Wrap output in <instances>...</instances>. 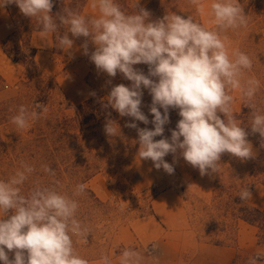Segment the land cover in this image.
Returning <instances> with one entry per match:
<instances>
[{
	"label": "clouds",
	"instance_id": "obj_1",
	"mask_svg": "<svg viewBox=\"0 0 264 264\" xmlns=\"http://www.w3.org/2000/svg\"><path fill=\"white\" fill-rule=\"evenodd\" d=\"M190 3L198 13L205 11L202 0ZM7 4H15L24 16L35 18L41 38L63 28V35L56 39L57 47L65 52L73 48L75 38H85L83 54L98 73L110 78L119 73L130 81L127 86H111L98 102L105 110L110 108L120 117L132 118L125 126L137 132V155L140 160L152 161L155 169L174 174L179 152L203 176L218 171L225 153L241 161L254 158L250 134L258 133L264 147V113L256 103L260 81L245 78L252 60L239 49L230 54L227 36L221 37V33L246 27L249 22L239 0H211L209 14L214 18L215 30H209L191 15L172 13L152 20L140 0H135L131 13L124 11L117 0H92L91 7L98 9L99 16L91 19L68 8L63 14H53L54 0H4L2 6ZM89 43L94 46L91 52ZM140 64L148 66L147 74L135 67ZM107 83L111 84V80ZM145 89L151 96V120L142 111ZM237 90L250 109L249 127L237 120L233 110L234 97L230 93ZM90 95L95 97L96 93ZM170 109L178 110L180 119L167 137L164 132L170 123ZM45 112L47 108L41 103H35L31 110L22 105L12 122L23 130ZM110 117L111 112H107L103 130L110 137L119 136L120 127ZM137 122L151 123L153 127H139ZM169 154H173V163L165 160ZM43 170L55 176L49 166ZM34 171L23 164L8 180H0V262L89 264L77 254L73 240L86 239L87 229L76 218L79 204L75 199L86 186L77 184L69 196L61 193L59 181L53 180L47 186L37 182L27 195L22 194L21 186ZM250 196L248 188L240 193L241 200ZM102 259L104 264H110L108 256ZM142 260L143 256L131 248L119 255V264H141ZM249 264H264V253L250 258Z\"/></svg>",
	"mask_w": 264,
	"mask_h": 264
},
{
	"label": "rangeland",
	"instance_id": "obj_2",
	"mask_svg": "<svg viewBox=\"0 0 264 264\" xmlns=\"http://www.w3.org/2000/svg\"><path fill=\"white\" fill-rule=\"evenodd\" d=\"M1 1L4 3V0ZM128 3L130 8L124 11L131 13L135 0H128ZM202 3L205 11L198 13L190 0H140V6L151 13L152 20L172 13L185 17L191 15L209 30H215L214 18L209 14L211 0H202ZM91 4L92 0H87L85 16L90 19L98 17ZM4 6L11 22L8 36L10 48L19 47L22 55L26 51L24 38L31 31H39L40 26L35 18L24 16L15 4ZM243 7L249 17L247 26L229 29L221 33V37L227 36L226 45L230 54L239 49L251 58L253 66L245 70V78L260 81L256 103L264 113V0H250ZM69 38H72L70 33ZM84 39L75 38L74 42L81 46ZM93 50L94 46L89 43V52ZM80 59L64 54L53 55L45 67L39 66L38 70L24 65V62L28 63L24 56L22 64L7 61L0 72L7 84L4 89L0 84V180H8L23 164H28L35 171L21 186L22 194L27 195L37 182L47 186L56 180L59 181L58 190L71 196L75 186L83 183L85 192L75 197L79 204L76 218L86 227L87 234L86 239L73 237V240L77 254L87 259L89 264H104L102 257L105 255L112 264L126 249L122 244L123 231L136 218L151 214L156 197L171 189L176 190L184 200L186 227L196 233L200 242L214 241L236 246L238 226L232 198L248 188L252 203L260 204L264 200V152L257 146L261 141L259 134L250 135L254 158L241 161L225 153L216 173L202 176L198 169L179 156V152L176 154L174 174L157 170L152 161L140 160L137 155V132L125 126L132 118L120 117L110 108L105 110L98 102L108 94L111 86H127L130 81L119 73L114 78L98 73L86 55L84 60ZM135 67L145 74L148 71L144 64ZM84 73L89 99L94 101L93 110L88 107L81 111L83 117L95 114L89 123L78 120L75 107L79 104L72 103L63 91V88L78 91V82L69 79V76L74 78ZM108 80L111 84L107 83ZM93 91L95 97L90 95ZM230 94L234 97L235 115L245 119L244 113L250 109L243 107L244 101L238 90ZM35 103L45 105L47 112L30 122L28 128L19 129L12 122V117L18 113L20 106L31 110ZM150 104L151 96L145 89L142 111L149 120L152 119L148 109ZM107 112H111L110 118L119 125V136L110 137L104 132ZM169 118L170 123L165 125L164 132L167 137L180 119L178 110L170 109ZM239 122L249 127L251 120ZM137 124L139 127H153L151 123ZM165 160L173 163V154L167 155ZM45 165L54 170V177L44 172ZM249 244L246 243L237 264H249L250 258L255 255L247 250ZM195 253L196 249L188 248L179 259L168 258L156 264H190ZM9 255L13 257L12 253Z\"/></svg>",
	"mask_w": 264,
	"mask_h": 264
},
{
	"label": "crops",
	"instance_id": "obj_3",
	"mask_svg": "<svg viewBox=\"0 0 264 264\" xmlns=\"http://www.w3.org/2000/svg\"><path fill=\"white\" fill-rule=\"evenodd\" d=\"M2 5L0 0V72L4 70L7 61H10L4 54L2 45L10 35L11 29L8 10ZM95 14L99 16L98 9ZM31 45L37 49L35 59L38 66L45 67L53 55L64 54L82 60L85 56L81 46L76 42L67 52L56 50L54 35L49 34L47 38H41L40 31L33 32ZM71 77L73 76H69V79L78 82L80 89L77 91L62 87L63 91L72 103L81 104L90 98L84 84L86 73ZM248 201L259 209L264 208V200L260 204L252 203L250 198ZM236 222L238 226L236 246L200 242L196 233L186 227L184 200L176 190L171 189L156 197L151 214L136 218L123 231L122 244L143 256L141 264H156L157 261L164 262L168 258L177 260L188 248L196 249L190 264H233L246 248L247 242L250 243L247 248L250 253H264V247L259 244L258 228L242 220ZM112 264H119V257Z\"/></svg>",
	"mask_w": 264,
	"mask_h": 264
},
{
	"label": "trees",
	"instance_id": "obj_4",
	"mask_svg": "<svg viewBox=\"0 0 264 264\" xmlns=\"http://www.w3.org/2000/svg\"><path fill=\"white\" fill-rule=\"evenodd\" d=\"M247 1H250V0H239L240 4L242 6ZM117 2L122 6L123 10L130 8L128 0H117ZM86 6H87V0H54V7H53L52 11H53V14H55L57 12H60L61 14H63L64 9L68 8V9L76 11L79 14L85 16ZM33 32H36V31L35 30L31 31L29 33V35L24 38L25 43H26V45H25L26 51L23 52L22 55L20 54V48L19 47H14L13 49L10 48V45H9L10 44V39H9L10 37L6 38L3 41L2 49H3L4 54L11 61H13L15 63H21L22 64L23 63V56H24V58H26L28 60V63L24 62L23 64L24 65L28 64L30 66V68H34V70H38L39 66L36 63V59H35L36 54H37V49L32 47V45H31V37H32ZM60 33H64V29H60V32L58 31L57 33L53 34L54 39H55L56 50H58L56 37ZM61 50L62 49H60V51ZM146 68H148V66ZM147 72H146V74H147ZM0 84L3 87V89H4V87L7 88V84L5 83V80L1 74H0ZM93 104H94V101L92 99H89V100H86L83 103H81L75 107L78 120L81 123H89L93 118H95L94 113H91V114L89 113V117H86V116L83 117V115H81V111H83L84 109H86L88 107L89 108L91 107V110H93V108H92ZM71 106H72V104H71ZM243 107L246 108L245 104ZM249 112L250 111H248V113H246V114L244 113L245 119H243L242 116H240V117L236 116L237 120H239V121L241 120L242 122L244 120L250 121L251 117H250ZM250 135L248 137L249 141L252 140ZM257 146L259 147V149H261L262 152H264V147L261 146V141H258ZM232 203L235 206L234 210H235L236 220H242V221H244L250 225L257 227L258 228L259 244L261 246H263L264 245V208L259 209L255 206H253L248 201V198L241 200L240 195L233 197ZM208 243H211L214 245H223L220 242H214V241H210ZM255 255H253L252 257H254ZM240 258H241V255H238L236 261L233 264H237Z\"/></svg>",
	"mask_w": 264,
	"mask_h": 264
}]
</instances>
